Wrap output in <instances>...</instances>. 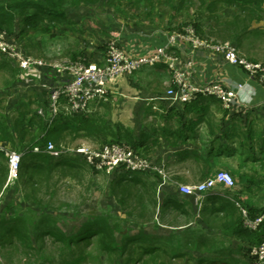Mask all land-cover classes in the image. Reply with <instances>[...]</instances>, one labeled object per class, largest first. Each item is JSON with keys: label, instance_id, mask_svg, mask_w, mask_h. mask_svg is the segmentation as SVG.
<instances>
[{"label": "crops", "instance_id": "1", "mask_svg": "<svg viewBox=\"0 0 264 264\" xmlns=\"http://www.w3.org/2000/svg\"><path fill=\"white\" fill-rule=\"evenodd\" d=\"M100 4L104 5L106 11L110 10L104 3ZM100 4L69 9L67 19L69 20L71 15H82L84 12L83 15H90L98 22L97 7ZM261 7L260 17L250 19L244 31L237 32L235 35H231L230 31L228 34L230 36L222 38L210 33L212 29L215 30L214 25L216 24L207 17L208 12L202 8L199 16L205 21L201 22L202 33L199 32V34L203 38L216 41H230L245 58L264 63V3ZM239 13L238 5L220 4L216 16L225 20ZM128 24L127 27H106L105 29L110 40L114 39L118 46L131 56H137L165 44L171 30H168V27H136L134 23ZM66 26L67 23L63 22H58L55 26L51 25L55 27L53 30L58 38H62L57 42L64 46L68 45L66 37L71 34ZM15 27H20L19 20H16ZM42 27L45 26L42 25ZM91 30L90 28L89 33ZM94 30L97 37L103 35L100 30ZM33 33L36 34L35 31ZM60 43H58V53L61 54L59 59L73 60V54L80 52L88 61L101 64L107 61V57L104 58L101 53L93 49L98 47L97 39L90 41V48L78 40V44L73 49L70 50L63 46L62 50ZM176 55L181 66L189 54L188 50L182 47L176 50ZM190 57L193 59L190 82L204 83L221 80L226 87L242 84L238 92L236 107L225 109L214 97H197L189 103L171 104L163 97L172 83V74L165 62L161 61L109 79L107 82L108 99L92 102L86 112L77 115L79 120H95V123L104 121L108 130L91 133L82 130L77 135H73L74 138L67 135L64 145L70 144L69 138H73L72 142L83 138L96 139L100 136L111 135L112 131L119 132L123 127L128 130L130 139L138 145L139 153L157 164L163 171L165 177L155 173L154 175H158L157 179L151 180L153 184L154 181L156 182L158 203L165 195L177 197L179 195L177 184H193L191 177L202 181L218 170H225L232 176L246 179L245 182L234 183L233 196H237L250 207H263L264 182L260 180L263 179L261 173L263 174L264 170L260 159L264 161V86L255 77L248 76L241 67L227 63L219 55H214L207 49L198 48L193 52L190 51ZM18 72L20 83L26 85L27 90L34 92L35 101L40 108L44 109L47 119L50 117L48 95L40 84L60 82L65 78L64 75L44 66L33 72H21L20 69ZM79 145L87 144L78 143L76 146ZM212 150L216 153L220 152L221 155L211 158ZM62 156L82 161L79 156ZM189 176L190 183L187 179ZM9 189L12 191V188ZM223 190L225 187L217 185L207 192L206 199L200 204H196L190 197V220H187V223L185 221V224L184 222L179 224L173 221V218L170 221L166 220L168 214L173 213L172 217L177 218L179 215L174 216L177 213L171 206L170 209L168 206H162L165 214L161 220L159 218L160 209L158 211L157 208L153 220L143 222L144 225L151 226L147 227V231L143 227L140 230L153 235L152 239L162 241L171 235L174 238H180L183 236L180 232L188 229L190 231L187 233L190 235V238L187 236V240L190 241V247L186 250L188 255L178 258L184 264H198L197 260L214 256L238 257L240 256L238 251L245 243L224 233L219 228L218 225L223 216L221 210H216L215 213L209 211L212 204L209 198L223 196ZM202 205L203 208L205 207L203 211ZM209 263L216 264L215 262Z\"/></svg>", "mask_w": 264, "mask_h": 264}, {"label": "trees", "instance_id": "2", "mask_svg": "<svg viewBox=\"0 0 264 264\" xmlns=\"http://www.w3.org/2000/svg\"><path fill=\"white\" fill-rule=\"evenodd\" d=\"M136 4L142 5V1H148L153 4V0H134ZM190 1V5L193 0H178V7ZM199 6L197 7L196 17L192 20V25L197 33H202L200 27L201 22L198 18L200 11L204 8L208 12V18L211 19L216 25L215 30L210 32L214 36L227 37L235 35L237 32L244 31L247 22L252 18H259L262 11L261 5L264 0H197ZM105 2V0H1L0 1V30H4L6 34L13 40H16L18 34L23 31H37L41 28L43 31L52 29L56 23L63 22L70 24L67 19V11L69 9H76L82 6H93ZM167 3H172V0H165ZM220 4L229 6L238 5L240 13L230 19L226 18L221 20L216 16V12L220 8ZM198 15V16H197ZM16 20H19L20 27H15ZM48 27H42V25ZM41 26V27H39ZM240 30V31H239ZM41 31V30H40ZM200 35V34H199ZM201 36V35H200ZM74 59L82 57L88 60L80 52L73 54ZM1 66L3 69H11V65L5 60L2 61ZM13 72H18L19 69H13ZM15 73V74H16ZM14 74V75H15ZM198 98H203L199 96ZM63 101V100H62ZM27 106V105H26ZM45 112V111H44ZM77 115L82 113H66L61 107L51 121H47L46 112L43 117L38 115L36 111H31L28 108L19 107L16 115L9 121L4 119L0 115V146H23L20 151L23 152L18 181L20 184L27 185L28 188H32L36 183L37 178L45 175L46 179L50 178L54 171H58L61 174L67 173H80L89 171L90 173L97 174L91 167H89L84 161H80L76 158L68 156H60L55 158L44 152H34L32 149L34 146L43 147L47 142H52L57 148L61 144H65V137L70 135H77L80 131L86 133L102 132L108 130L105 122H96L95 120L83 119L79 120ZM79 122L80 124H77ZM119 132H111L113 140L109 142L124 143L129 146L137 154L143 156L137 150V144L129 137L128 130L123 127ZM110 132V131H109ZM109 134V133H108ZM213 146V144H212ZM17 150V149H16ZM19 151V150H18ZM185 155V153H183ZM208 154V152H207ZM211 158L220 156L221 153L212 150L210 152ZM144 157V156H143ZM209 159V158H208ZM255 162H257L255 160ZM260 164L264 170V161L260 159ZM8 172L7 159L2 150H0V191L4 188ZM149 173V174H148ZM154 179H157L158 175H154ZM151 172H115L111 176L110 192L116 196L119 202L123 204V200L119 199L121 193L129 192L131 187L142 188L143 194L147 193L149 196V202L153 204L152 213H146L141 217L143 222L152 221L156 215L157 208L160 209V216L163 217L165 209L162 206H171L174 211L181 216H185L186 223L190 220V196L172 197L165 195L158 203V197L156 193V182L154 184L149 178ZM214 175V174H213ZM263 179L260 182H264V172L261 173ZM152 176V175H151ZM212 176V175H210ZM241 179V180H240ZM233 176L234 183L246 180L243 177ZM245 182V181H244ZM24 198L31 201V194L24 192ZM143 194L140 197H143ZM133 195V194H132ZM131 195V196H132ZM207 193H205L202 202L206 199ZM233 189L223 190V196H213L209 198L211 205L209 211L215 213V211H222L220 223L218 226L224 233L234 236L241 240L245 245L238 252L240 256H214L207 257L210 259H199L198 264H210L209 262L216 264H253L254 256L250 255L251 246L258 245L264 238V218L258 224L257 228L250 229L244 225V216L241 209L243 208L247 217L254 220L257 216L264 212V206L260 208L250 207L248 204L243 203L237 196H233ZM217 198V199H216ZM34 200V199H33ZM219 201V202H218ZM201 202V203H202ZM217 203V206L215 204ZM238 203V205H236ZM160 207V208H159ZM8 207L6 206V209ZM25 213H17L5 218V215H0V245H19L25 249H43V242L45 238H49L53 245H59L64 250L62 264H74V252L80 249V243H90L91 239L95 238L98 241V246L101 250L107 253H118L123 255L130 246H138L141 253L146 257H137L138 261L142 264H169L171 261H175L178 258H183L188 255L187 249L190 247V241L187 240V236L190 238L188 229L180 232L183 236L180 238H174L172 235L168 239L162 241H156L151 238L153 235L147 234L142 230L138 231L135 235H129L125 233L123 227L113 219L111 221L110 216L91 215L86 221H84L80 227L73 233H64L63 230L57 225L58 222L53 214L42 213L39 216L36 215V211L32 208H26ZM167 209V210H168ZM8 210V209H7ZM205 210L202 205V211ZM208 209L206 208V211ZM31 214L34 218L27 217V214ZM161 217L160 220H161ZM38 238L41 240V244H38ZM242 257V259H240ZM132 257L128 260L131 261ZM145 258V259H144ZM170 260V261H168ZM209 261V262H208ZM264 264V261L263 263Z\"/></svg>", "mask_w": 264, "mask_h": 264}, {"label": "rangeland", "instance_id": "3", "mask_svg": "<svg viewBox=\"0 0 264 264\" xmlns=\"http://www.w3.org/2000/svg\"><path fill=\"white\" fill-rule=\"evenodd\" d=\"M153 1V4L142 1V5H139L134 0H105L103 3L110 10L106 11L102 4L96 6L97 12L99 11L98 22L92 19L90 15H83L84 12L82 15H71L68 20L70 24L66 26L70 29L71 34L69 37L67 36L68 38L66 37L68 45L65 46L71 50L80 40L83 45L85 44L86 47L90 48V41L97 39L98 47L93 49L106 58L107 44L110 41V36L106 34V27H127L128 23H134L136 27H168V30H178L190 25L196 17L197 7L200 4L199 1L193 0L191 5L190 1H187L178 7V0H172L173 4H169L165 0ZM198 20L199 22L205 21L200 16ZM86 27L92 29L90 33V28ZM53 29L43 31L41 28V31H35L36 34L30 29L23 31L19 37H16L20 49L26 55L51 65L72 60L70 58H58L61 54L58 53V43L60 42L57 41H61L62 38L59 39ZM94 29L100 30L103 35L97 37L94 34ZM63 46L64 44L60 43L62 50L65 47ZM5 60L11 65L12 70L18 69L15 62L6 54L0 53V115L9 121L16 115L19 107L27 108V106L32 112L36 111L37 113L40 106L35 101L34 92L27 90L28 87L20 83L19 72L2 68L1 63ZM40 116L43 117L42 114ZM113 138L115 137L105 135V137L100 136L96 139L83 138L77 142H72L73 138H69L70 144L68 145L76 146L78 143H83L87 144L86 146L97 148L113 140ZM5 148L20 151L24 145L16 147L7 145ZM149 178L152 180L155 176L149 175ZM187 179L190 183V176ZM191 179L193 180L192 183L199 181V178L191 177ZM35 182L32 188L20 184L21 182L18 180L7 188L4 186L5 189L0 191V215L4 214L5 218H9L19 212L25 213L26 208L29 207L36 211L38 216L42 213L53 214L58 222L57 225L64 233L68 234L74 233L91 215L110 216L111 221L115 219L123 227L124 232L129 235H135L142 227L147 231V227L151 226L144 225L143 220H141L144 214L152 213L154 209L153 204L149 202L148 194H143L140 187L130 186L128 194L121 193L119 195V199L123 200L122 204L118 201L117 195L111 194V176L106 174L82 171L64 175L54 171L50 178L46 179L43 175L37 178ZM9 188H12V191ZM24 192L31 194V201L24 198ZM156 193L158 194V192ZM142 194L143 197L141 198L140 195ZM175 213L177 212L175 211ZM172 214H168L165 219L170 221L173 218V221L179 222V224L184 222L183 224H185V216H181L179 213L174 214V216L179 215L177 218L172 217ZM27 217L34 218L30 213L27 214ZM44 241L43 249L39 250L25 249L19 245H0V264H62L61 260L64 257L62 247L53 245L49 238H45ZM38 244H41L39 238ZM79 247L80 249L74 252V264H142L135 258L141 255V257H146L141 253L138 246L130 245L123 255H118L117 252L107 253L99 248L95 238L91 239L90 243H80ZM129 257H132L131 261L128 260ZM169 264L184 263L177 259Z\"/></svg>", "mask_w": 264, "mask_h": 264}, {"label": "built area", "instance_id": "4", "mask_svg": "<svg viewBox=\"0 0 264 264\" xmlns=\"http://www.w3.org/2000/svg\"><path fill=\"white\" fill-rule=\"evenodd\" d=\"M107 61L97 64L82 57L59 64H48L33 56L26 55L19 47L16 40L0 30V53L6 54L21 72H33L37 68L47 67L54 72L64 75L62 81L55 83L42 82L43 88L48 95V109L50 117L56 116L60 107L66 113H84L94 101L108 99L107 82L114 76L131 73L142 66L154 65L165 62L172 74V83L165 92L163 99L170 103H189L199 96L214 97L218 99L225 109H232L238 104V92L242 84L235 87H226L223 81L215 80L204 83L190 82V71L193 59L190 51L198 48L207 49L214 55H219L231 65L241 67L248 76L255 77L264 86V63L251 61L239 53L234 43L230 41H216L201 37L192 25H186L178 30H170L165 44L154 47L137 56H131L123 51L112 39L107 44ZM185 47L188 57L180 66L176 50ZM63 100V101H62ZM38 114L45 115L44 109L40 108ZM7 159L8 173L4 186L14 184L18 177L23 152L0 146ZM34 152H44L58 158L62 155L79 156L89 167L97 173L112 175L115 172H151L163 176L161 167L143 157L127 144L108 142L94 148L86 145L68 146L61 144L58 148L47 142L45 146H34ZM221 185L226 189L234 187L232 175L225 170H218L214 175L193 184H177L180 195L190 196L196 204H200L205 193ZM238 205V203L236 204ZM244 216V225L250 229L257 228L264 218V212L254 220L247 217V213L240 208ZM250 255L254 256L253 264H262L264 261V238L258 245L251 246Z\"/></svg>", "mask_w": 264, "mask_h": 264}]
</instances>
